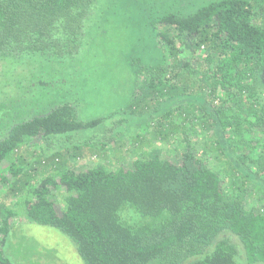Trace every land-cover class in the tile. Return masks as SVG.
Instances as JSON below:
<instances>
[{
  "label": "trees",
  "instance_id": "1",
  "mask_svg": "<svg viewBox=\"0 0 264 264\" xmlns=\"http://www.w3.org/2000/svg\"><path fill=\"white\" fill-rule=\"evenodd\" d=\"M94 1L0 0V54L21 52L51 31L77 36ZM161 22L163 62L136 72L145 77L140 112L192 88L204 103L168 111L130 167L77 169L75 159L93 157L88 150L50 153L53 136L102 122L78 121L69 103L14 127L0 144V164L7 161L0 169V264H12L4 248L20 216L59 231L85 264L264 263V91L256 85L264 72V0H218ZM199 131L209 145L198 146ZM172 135L176 160L154 145ZM32 148L35 157L21 154ZM61 191L62 211L52 197ZM9 197H17L12 207Z\"/></svg>",
  "mask_w": 264,
  "mask_h": 264
},
{
  "label": "rangeland",
  "instance_id": "2",
  "mask_svg": "<svg viewBox=\"0 0 264 264\" xmlns=\"http://www.w3.org/2000/svg\"><path fill=\"white\" fill-rule=\"evenodd\" d=\"M215 1L218 0H95L83 31L77 36L62 29L51 31L40 42L29 40L21 52L1 53L0 144L17 125L69 103L74 106L78 121L102 122L53 136L50 153L61 149L88 150L93 157L75 159L77 169L98 163L132 166L134 156L149 145L156 122L168 111L204 103L199 91L192 88L186 95L164 99L156 109L140 112L145 77L136 72L142 66L163 62L157 32L167 26L161 20L169 15L190 17ZM185 50L183 54L188 57L191 48L187 46ZM263 75L264 72L258 74L256 79L261 91ZM174 120L181 122L178 115ZM203 138L200 132L198 146L201 141L209 145V138ZM38 141L34 140L35 144ZM220 141L226 146L223 137ZM177 144L173 135L169 141L154 143L165 150V157L174 160ZM21 152L35 157L33 148L31 152ZM6 163L3 161L0 169ZM210 164L219 166L214 159ZM52 197L62 211L63 192H55ZM16 200L17 197H9L5 203L12 207ZM126 208L142 218L133 207ZM4 253L12 264H85L71 240L53 228L30 223L23 216L14 220ZM236 260L247 264L243 258Z\"/></svg>",
  "mask_w": 264,
  "mask_h": 264
},
{
  "label": "crops",
  "instance_id": "3",
  "mask_svg": "<svg viewBox=\"0 0 264 264\" xmlns=\"http://www.w3.org/2000/svg\"><path fill=\"white\" fill-rule=\"evenodd\" d=\"M87 152H89V151H87ZM87 152H85V153H87ZM89 161H87V162H85V164H87ZM85 164H83V165H85ZM75 165V164H74Z\"/></svg>",
  "mask_w": 264,
  "mask_h": 264
}]
</instances>
